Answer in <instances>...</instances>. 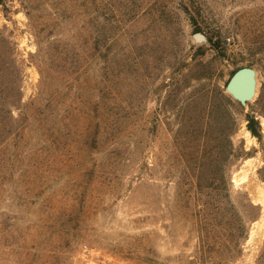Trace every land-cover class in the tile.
I'll list each match as a JSON object with an SVG mask.
<instances>
[{
  "label": "rangeland",
  "instance_id": "374dc122",
  "mask_svg": "<svg viewBox=\"0 0 264 264\" xmlns=\"http://www.w3.org/2000/svg\"><path fill=\"white\" fill-rule=\"evenodd\" d=\"M2 62L0 264H264V0H3Z\"/></svg>",
  "mask_w": 264,
  "mask_h": 264
},
{
  "label": "trees",
  "instance_id": "16d2710c",
  "mask_svg": "<svg viewBox=\"0 0 264 264\" xmlns=\"http://www.w3.org/2000/svg\"><path fill=\"white\" fill-rule=\"evenodd\" d=\"M3 0H0V3ZM10 68L6 62L0 63V113L5 111V108H11L16 106L19 99H21V85L18 76L15 77H8V72ZM224 99L230 103L227 97ZM1 118V114H0ZM253 120L249 121V129L254 133L257 134L258 131L253 125ZM247 207L249 209L257 208L251 201H248ZM231 235L236 238L245 237L247 235V228L245 225H236L233 224L231 226Z\"/></svg>",
  "mask_w": 264,
  "mask_h": 264
},
{
  "label": "water",
  "instance_id": "95a60500",
  "mask_svg": "<svg viewBox=\"0 0 264 264\" xmlns=\"http://www.w3.org/2000/svg\"><path fill=\"white\" fill-rule=\"evenodd\" d=\"M194 37L198 41L205 39L204 33L196 32ZM256 71L249 66L238 68L230 77L226 90L241 104L245 105L256 93Z\"/></svg>",
  "mask_w": 264,
  "mask_h": 264
},
{
  "label": "built area",
  "instance_id": "2783aa9c",
  "mask_svg": "<svg viewBox=\"0 0 264 264\" xmlns=\"http://www.w3.org/2000/svg\"><path fill=\"white\" fill-rule=\"evenodd\" d=\"M71 264H138L88 245L74 255Z\"/></svg>",
  "mask_w": 264,
  "mask_h": 264
}]
</instances>
